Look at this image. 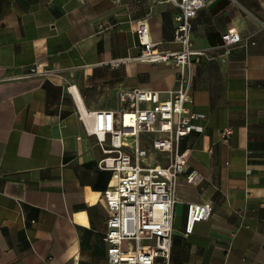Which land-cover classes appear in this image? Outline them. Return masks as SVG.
<instances>
[{
	"label": "crops",
	"instance_id": "obj_1",
	"mask_svg": "<svg viewBox=\"0 0 264 264\" xmlns=\"http://www.w3.org/2000/svg\"><path fill=\"white\" fill-rule=\"evenodd\" d=\"M204 2L191 33L204 54L186 71L197 129L181 143L202 178L177 182L170 264H264V0ZM178 12L168 0H0V264H108L110 145L87 115L128 108L135 89L168 98L176 69L137 59L134 30L147 17L158 50L177 51ZM230 29L240 42L226 47ZM188 203L213 211L185 236Z\"/></svg>",
	"mask_w": 264,
	"mask_h": 264
},
{
	"label": "built area",
	"instance_id": "obj_2",
	"mask_svg": "<svg viewBox=\"0 0 264 264\" xmlns=\"http://www.w3.org/2000/svg\"><path fill=\"white\" fill-rule=\"evenodd\" d=\"M168 1L179 9L174 34L179 50H158V43L150 40L147 17L136 21L134 31L141 47L137 59L171 63L176 69L177 87L165 100H160L155 91L135 89L125 95L130 100L128 108L87 115L91 121L89 133L96 135L101 145H110L104 150L109 156L102 161L112 172L103 194L108 213L104 236L108 264H170L177 182L181 176L189 184L202 178L196 170L186 172L190 151L183 150L181 143L197 129L193 123L197 115L187 106L191 86L186 71L192 65V56L204 54L193 48L191 33L193 19L205 2ZM222 40L231 47L240 42V37L230 29ZM232 134L233 129L225 127L219 136L227 142ZM142 135H152L149 145H143ZM153 152L164 154L166 164H153ZM212 211L210 204L188 203L184 235L192 234L196 223L210 219Z\"/></svg>",
	"mask_w": 264,
	"mask_h": 264
}]
</instances>
